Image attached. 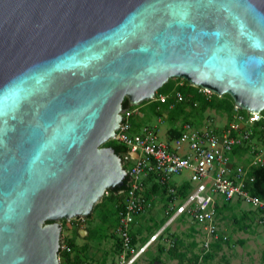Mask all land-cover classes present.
<instances>
[{"label":"water","instance_id":"water-1","mask_svg":"<svg viewBox=\"0 0 264 264\" xmlns=\"http://www.w3.org/2000/svg\"><path fill=\"white\" fill-rule=\"evenodd\" d=\"M173 77L264 110V0H0V264H60V221L129 189L123 101Z\"/></svg>","mask_w":264,"mask_h":264},{"label":"built area","instance_id":"built-area-1","mask_svg":"<svg viewBox=\"0 0 264 264\" xmlns=\"http://www.w3.org/2000/svg\"><path fill=\"white\" fill-rule=\"evenodd\" d=\"M199 91L205 95L209 93L206 95L208 97L213 93L202 87ZM173 95L178 102L185 100L181 92L175 91ZM170 96L155 94L148 102L166 103ZM172 107L174 104H171ZM140 108L130 105L123 110L122 119L125 122L120 124L112 139L125 144L130 152L139 154V158L129 153L124 156L129 189L125 191L124 208L119 212L117 233L122 245L121 264H132L165 230L163 227L139 250L134 249L131 234L133 222L150 205L144 195V180L148 176H154L156 182L167 186L171 208H176L168 224L178 216L186 215L203 226L205 238L201 259L211 250L214 242L228 238L219 233L218 208L221 199L224 202L240 200L250 204L259 212V224L264 227V198L253 194L249 188L255 180L251 176V168L264 166V145L258 146L253 138L254 128L262 121L264 110L248 111L235 105L228 122L221 128H196L186 122L178 136L161 140L154 128L145 126L140 131H134L133 119L139 114ZM242 147H248L252 152L247 167L243 164L234 165L233 162L234 151ZM185 171L189 172V178L179 184L172 182L174 175H183ZM186 183L190 184V189L181 198L177 192ZM60 249L69 251L70 247L63 242ZM130 253L132 256L127 260Z\"/></svg>","mask_w":264,"mask_h":264},{"label":"crops","instance_id":"crops-1","mask_svg":"<svg viewBox=\"0 0 264 264\" xmlns=\"http://www.w3.org/2000/svg\"><path fill=\"white\" fill-rule=\"evenodd\" d=\"M137 118L138 115H136L133 119L134 131H136L139 127V123H137ZM167 118L169 120V115ZM259 140H261L260 144L257 143L256 140L254 141L255 144H257L258 146H263L264 137H262ZM238 150L239 153L236 154ZM240 150L242 151L240 152ZM245 151L249 152V156L245 154ZM251 158H252V152L249 148L247 150L242 148L236 149L234 151L233 162L234 165H239L238 163H241L247 167L250 164ZM157 196L155 195L152 198H150L149 201L150 205L147 206L146 210L151 209L156 205V204L154 205L155 202L154 199ZM164 199L166 198L164 197L161 198V200L164 201L163 204L167 206V211L164 216L166 217V214L168 215L170 211L175 212L176 208L174 207L172 209L171 203L169 202L166 204ZM238 201L240 200L224 202V200L221 199L220 208H222V210L219 212L218 215L219 233L221 234V236H226L228 238L226 240L219 239L218 241L214 242L212 244L211 250L207 254H205L202 259H201V252L203 250L202 244L205 238L203 226L193 221L198 226L196 228L189 227L187 229L185 225L188 224L185 222V220L188 219L189 217L187 218V216L181 215L178 216L170 224H168V221L170 220L171 217L164 224L161 225L159 230L165 227L164 232L161 233V235L155 241H152L149 244V246L145 249V251H143L139 255V257L135 260V263L136 264H259V263L264 264V242L258 241V240H262L259 235H262L264 239V227L263 226L261 227V225L259 226L256 223V229L253 232L248 233L249 229L252 228L251 220L256 221V216H254L253 219H251L249 212L244 211L243 213H241V210L235 209L238 206V203L239 204L241 203V201L240 202ZM159 202L162 203L161 201ZM145 211L142 213H145ZM255 211L258 213L257 220L259 222L260 214L257 210ZM141 214L135 217L131 229V234L136 235V242L132 244L136 251L139 250L142 246H144L145 243L149 241L150 237L153 234L159 231L157 230L156 232H153L154 230L151 229L153 227L155 228L162 221L161 219L160 222L152 223L153 224L152 226L147 224L146 230L151 232V236L150 235L147 236V234L141 233V231L138 230V228L137 229L134 228V223L138 221L137 218L141 216ZM88 218L89 217L74 221L71 225V229L67 230V232H64L65 227L63 225L62 238H64V242L65 240H69V239L75 241L76 244L75 250L76 253L79 255L81 264H119L118 259L109 256V252L106 251L105 254H101L98 249L94 248L91 242V237L95 232V227L93 225H92L93 228L92 226H90V224L88 223ZM224 218L228 219V222H224L222 220ZM117 219L119 226V215H117ZM229 219H233V220L229 221ZM173 223L174 225L171 229L170 226ZM177 225H180V227ZM117 231H118V227H117ZM165 232H167V234ZM196 234L199 235L200 237H197ZM112 237L116 239L117 236H115V234H112ZM121 253L122 250L119 255L117 254V250L115 252L117 257L119 256V258H121L122 255ZM128 259L129 258L127 256V260ZM251 259H256V260L250 261ZM63 264L66 263L64 262Z\"/></svg>","mask_w":264,"mask_h":264},{"label":"rangeland","instance_id":"rangeland-1","mask_svg":"<svg viewBox=\"0 0 264 264\" xmlns=\"http://www.w3.org/2000/svg\"><path fill=\"white\" fill-rule=\"evenodd\" d=\"M175 78L176 77H173L170 79H175ZM214 94L215 93L213 92L211 95H214ZM136 106H141L140 112L137 118V123H139V127L136 131L142 130V128H144L145 126L154 128L158 131V135L161 140H168V136H169L168 131L173 127L181 128L183 123L187 121L196 128H200V127L221 128L228 122V119H229L228 115L225 112H219L216 109H212V108H208L207 110L202 111L199 108V105L196 108H193L190 104L183 103L181 104V106L183 107V112H181L182 114H178V112H176L175 119L172 122L170 119L168 120L167 118L168 115L170 116V112L172 111V108H173V107L171 108V105L160 104L157 108H155L153 105H151L150 102H148V100H145V103H139ZM262 114L264 115V111L262 112ZM256 138L255 140L257 141V143L260 144L261 142V140H259L260 138L258 137ZM245 154L249 156V152L245 151ZM238 164H241V163H238ZM189 176H190L189 172L185 171L183 175H174L172 182L179 184L184 179L189 178ZM161 198H162L161 196H157L154 199L155 200L154 205L155 204L156 205L151 209H147L145 213H142L143 215L141 214V216L137 218L138 221L134 223V228L135 229L138 228V230H140L141 233L147 234V236L148 235L151 236V232L146 230L147 224L152 226L153 225L152 223L160 222V220L164 218L165 213L167 211V206L163 204L164 201H162ZM103 200H104L103 202H101L97 207L94 208L92 217L88 218V223L90 224V226L93 225L95 227V232L91 237V242L94 248L98 249L101 254H105L107 251L109 252L110 257H114L115 259H118V263L121 264L122 259L119 258V256L117 257V255L115 254L116 239L112 237V234H115V236L118 237V233H116L117 227H118V219H117V213H116V207H115L116 198L113 199L110 197H106ZM159 201H161L162 203H160ZM235 209L241 210V213H243L244 211L249 212L251 219H253V217L256 216V221L251 220L252 228L249 229L248 233L253 232L256 229V223L260 226L257 220L258 213L255 211V209L250 204L244 201H241V203L240 204L238 203V206ZM81 218L82 217L74 218L71 221H68L65 219L61 220L60 221L61 225H64L65 227L64 232H67V230L71 229L72 223ZM222 220L224 222H228V219L226 218ZM232 220L233 219H229V221H232ZM185 222L188 224V225H185L187 229L189 227L196 228L198 226L195 222H193L191 218L186 219ZM174 223L170 226L171 229ZM177 226L180 227V225H177ZM165 233L167 234V232ZM196 236L200 237L197 234ZM259 236L262 240H258V241L264 242L262 235H259ZM151 253H154V252H151ZM117 254L119 255L120 251L117 250ZM254 260L256 259H251L250 261H254Z\"/></svg>","mask_w":264,"mask_h":264},{"label":"trees","instance_id":"trees-1","mask_svg":"<svg viewBox=\"0 0 264 264\" xmlns=\"http://www.w3.org/2000/svg\"><path fill=\"white\" fill-rule=\"evenodd\" d=\"M177 80V81H176ZM200 86H193L191 85L187 80L181 79V78H175V79H169L168 82H166L162 87H160L156 94H170V98L166 103H162L161 101H155L150 102L151 105H153L155 108H157L160 104L162 105H171L174 104V107L172 108V111L170 112L169 119L173 122L175 119V114L178 112V114H182L183 107L181 104H190L193 108H196L199 105V108L204 111L208 108L216 109L219 112H225L228 117H231L232 112L234 110V99L230 94H224L223 96H219L216 93L210 97L206 96L204 93L200 92ZM175 91L181 92L185 96L184 101H176L175 96L173 95ZM142 103H145L143 101ZM123 107L124 109H127L130 107L128 99H125L123 101ZM181 133V128L173 127L168 131V134L170 138H174L178 136ZM262 138L264 137V115L261 122L257 123L254 128L253 138ZM104 146L112 147L115 152L121 156V158L124 161L125 154L128 153L129 148L123 144L116 142L114 140L107 141ZM241 149V148H239ZM242 149L247 150L248 147H242ZM242 150H240L241 152ZM239 153V150L236 152V154ZM125 168H127V165H124ZM251 176L255 177L254 182L250 185V190L253 194L261 196L264 198V166H257L252 167L251 170ZM145 185V191L144 195L146 197V200L150 201V198L153 196L160 195L166 199L165 203H169L171 201V198L167 195L168 189L166 185H163L159 182H156L154 176H148L144 180ZM126 186L122 188H114L109 189L108 193L105 195L104 199L106 197L110 198H116V213L119 215L120 210L124 208L125 205V195L126 192L124 191ZM190 189V184H186L183 187H181L178 190V196L181 198H184ZM122 199V200H121ZM104 201V200H103ZM102 201V202H103ZM100 204V203H99ZM97 204L96 207L99 205ZM222 210V208H218V214ZM174 214V211H170V213L166 217H164L159 225H157L155 228L153 227L151 230H154L153 232H156L159 230L162 224H164L172 215ZM92 216V215H91ZM64 242V238H62V243ZM67 242L68 246L70 247V250L63 251L60 249L59 251V257L61 258L60 264H63L64 262L66 264H81V261L79 259V255L76 253L75 247V241L74 240H65ZM136 242V235H132V244ZM116 250L121 252V242L120 238L116 237ZM75 253V254H73ZM131 257V253L128 255V258ZM132 264H136L135 261Z\"/></svg>","mask_w":264,"mask_h":264}]
</instances>
